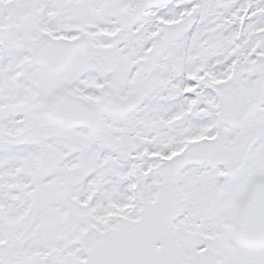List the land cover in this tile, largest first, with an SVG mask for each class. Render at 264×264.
<instances>
[{
  "label": "snow or ice",
  "instance_id": "obj_1",
  "mask_svg": "<svg viewBox=\"0 0 264 264\" xmlns=\"http://www.w3.org/2000/svg\"><path fill=\"white\" fill-rule=\"evenodd\" d=\"M0 264H264V0H0Z\"/></svg>",
  "mask_w": 264,
  "mask_h": 264
}]
</instances>
